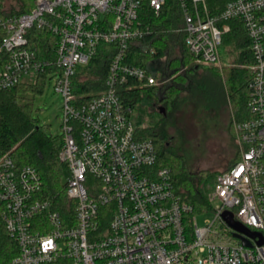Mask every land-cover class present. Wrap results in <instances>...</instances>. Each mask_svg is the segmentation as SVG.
Instances as JSON below:
<instances>
[{"label":"built area","instance_id":"built-area-1","mask_svg":"<svg viewBox=\"0 0 264 264\" xmlns=\"http://www.w3.org/2000/svg\"><path fill=\"white\" fill-rule=\"evenodd\" d=\"M171 1L181 20L175 30L197 62L220 66L228 21L240 22L249 42L247 116L235 124L239 158L217 173L207 194L212 219L199 226L189 215L170 169L157 164L154 142L141 136L118 93L129 81L159 84L154 68L161 60L134 64L128 55L132 48L155 53L145 7L157 17L168 0H34L23 12L7 5L0 14V90L45 74L63 97L58 159L68 169L71 211L64 216L43 197L36 167L0 150V221L16 250L0 264H264V241L243 234L250 245L242 244L222 218L231 212L264 240V0H226L218 12L206 0ZM31 28L55 37L50 56L31 40ZM101 45L112 49L105 87L85 97L73 79Z\"/></svg>","mask_w":264,"mask_h":264},{"label":"trees","instance_id":"trees-1","mask_svg":"<svg viewBox=\"0 0 264 264\" xmlns=\"http://www.w3.org/2000/svg\"><path fill=\"white\" fill-rule=\"evenodd\" d=\"M22 1L23 5L16 8L14 4L10 3V0H0V14H3V8L7 5H11V8L18 12L27 11L34 0ZM206 1L212 12L220 11L226 2V0ZM171 2L168 0L157 17L148 7H145V19L152 27V32L147 40L151 42L156 51L154 54H137L132 48L128 55V62L145 65L148 61L164 60L168 54H171L172 47H174L172 51L174 57L167 60L163 68L155 66L154 70L159 71V84L141 87L135 81H129L128 85L118 88L123 102L132 110L143 100L163 103V108L166 110L177 94L184 89L187 69L196 72L206 66L198 63L182 45V35L175 30L181 26L180 13L176 6H170ZM228 23L230 31L225 34L223 44L238 50L237 60L244 66L222 68L225 82L223 101L230 104L233 119L240 121L247 116L246 101L250 73L246 65L252 62V58L246 48L249 42L240 22L228 21ZM155 35L156 37L152 40ZM29 36L37 45L38 50L49 52L50 56L54 36L36 28L29 30ZM110 48L101 45L98 53L91 58L88 64L78 69L73 81L76 82L77 92L89 93L85 97H90L104 89V78L112 51ZM173 64H178L179 67L176 70H171ZM210 68L220 74L216 66L212 65ZM45 79V74H40L34 84H18L14 88L0 90V150L7 152L19 165L28 164L36 167L42 179L43 197L49 198L54 208L62 215L67 216L71 211V201L65 192L68 169L58 159L62 137L46 131V128L39 125L37 119L32 116L33 97L43 91ZM166 79L169 81L166 82ZM187 82L192 88L191 82ZM139 132L141 136L150 137L154 142L157 164L170 169L175 194L179 200L191 206L189 215L208 211L211 204L207 194L213 186L217 173L223 170L215 174L207 170L191 171L182 156L175 154L165 146L163 133L159 130L158 124L139 127ZM238 158L239 153L234 162ZM190 216L186 217L187 223ZM14 251L16 252L14 245L0 221V256L4 255L9 258L12 253H15Z\"/></svg>","mask_w":264,"mask_h":264},{"label":"rangeland","instance_id":"rangeland-1","mask_svg":"<svg viewBox=\"0 0 264 264\" xmlns=\"http://www.w3.org/2000/svg\"><path fill=\"white\" fill-rule=\"evenodd\" d=\"M172 51L159 62L162 68L167 60L174 57ZM238 54V50L223 44L220 47L221 64L216 66L220 74L210 68L212 65H206L196 72L187 69L184 89L164 114L159 112V106H164L163 103L143 100L130 114L132 123L138 127L158 124L165 146L182 156L191 171L207 170L215 174L228 168L236 159L239 147L236 142V120L233 119L230 104L223 101L225 82L221 70L223 67H242L243 63L237 60ZM178 67V64H173L171 70ZM186 80L191 82L192 88ZM62 104L63 97L54 91L52 79H47L43 91L33 97L32 116L46 131L60 135ZM212 217L210 211L199 213L195 215V222L202 226Z\"/></svg>","mask_w":264,"mask_h":264},{"label":"water","instance_id":"water-1","mask_svg":"<svg viewBox=\"0 0 264 264\" xmlns=\"http://www.w3.org/2000/svg\"><path fill=\"white\" fill-rule=\"evenodd\" d=\"M159 112L161 114L165 113V110H164V108L162 106H159ZM222 218L227 223V225L233 229L234 232L232 233V235L235 238L239 239L242 244H244L246 246L250 245L249 240L244 235H247V236H250V237L258 236L259 237L258 243H263L264 240H263V238H261V234L260 233L249 230L247 227H245L239 221L235 220L233 218L231 212H223L222 213Z\"/></svg>","mask_w":264,"mask_h":264},{"label":"flooded vegetation","instance_id":"flooded-vegetation-1","mask_svg":"<svg viewBox=\"0 0 264 264\" xmlns=\"http://www.w3.org/2000/svg\"><path fill=\"white\" fill-rule=\"evenodd\" d=\"M163 107V106H162Z\"/></svg>","mask_w":264,"mask_h":264}]
</instances>
